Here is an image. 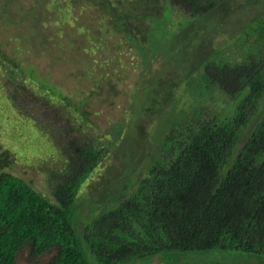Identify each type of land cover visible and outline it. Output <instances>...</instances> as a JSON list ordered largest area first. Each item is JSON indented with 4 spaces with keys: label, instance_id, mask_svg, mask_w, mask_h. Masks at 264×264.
<instances>
[{
    "label": "trees",
    "instance_id": "16d2710c",
    "mask_svg": "<svg viewBox=\"0 0 264 264\" xmlns=\"http://www.w3.org/2000/svg\"><path fill=\"white\" fill-rule=\"evenodd\" d=\"M132 1L103 3L106 9L127 3L135 7ZM156 1L167 7L164 15L154 6ZM228 1L134 0L136 22L132 23L144 39L137 41L138 47L147 46L155 30L168 27L173 19L176 31H182L183 25L225 8ZM49 13L51 25H58L60 14ZM130 27L127 21L120 29ZM254 31L257 39L247 38L243 55L235 62L215 53L201 62L197 80L186 78L189 85L195 84L193 93L201 100L186 112H175L174 107L167 117L162 115L166 121L158 132L162 136L158 149L130 176L114 174L108 167L107 178L119 183L125 179L123 188L108 194L110 182L97 184L102 198L90 197L89 205L92 210L101 208L84 217L79 213V192L108 155L100 137L85 129L96 125L79 104H70L68 97L38 80L35 72L24 73L6 59L12 71L26 75L21 86L6 81L7 103L13 111L26 112L36 132L44 133L54 160L39 164L47 177V196L3 171L13 163L7 153H0V264H15L25 248L34 260L53 252L45 264H136L168 254H174L176 264L182 255L212 252L264 258V16L244 33ZM123 35L132 36L127 30ZM31 85L43 94L42 113L54 112L65 121V133L57 136L50 128L54 123L42 124L15 99ZM211 91L227 106L208 108L202 98ZM31 95L38 99V94ZM161 99L153 94L144 105L145 113L154 112ZM56 100L83 118L81 126H73V118L54 106ZM125 168L130 169H120Z\"/></svg>",
    "mask_w": 264,
    "mask_h": 264
},
{
    "label": "rangeland",
    "instance_id": "374dc122",
    "mask_svg": "<svg viewBox=\"0 0 264 264\" xmlns=\"http://www.w3.org/2000/svg\"><path fill=\"white\" fill-rule=\"evenodd\" d=\"M103 1L0 0V153H7L13 163L12 168L5 167L3 171L11 172L48 196L47 177L39 166L40 160H54L53 148L44 133L36 132L34 122L26 118L23 110L33 113L42 124L48 121L52 126L54 123L50 128H54L57 136L68 128L54 112L47 116L42 113L43 94L32 88L33 85L32 89L15 95L23 108L22 114L10 109L7 89L3 87L6 81L21 86L26 75L12 71L6 65L7 59L20 65L24 73L35 72L38 80L46 81L49 87L68 97L70 104H79L96 125L94 129L90 125L85 129L100 137L108 155L79 192V213L83 217L90 212L96 214L101 208L97 206L92 210L89 205L90 197L99 198L103 194L97 190V184L110 182L108 194L123 188V175L121 183L107 178L111 175H108V167L112 166L114 174L123 172L126 177L130 176L158 149L162 137L158 132L166 121L161 119L162 115L167 117L174 107H177L175 112H186L193 102L201 100L193 93L195 84L189 85L186 78L192 76L197 80L201 62L215 53L235 62L243 55L242 46L248 44L247 38L252 41L258 36L255 31L250 35L244 32L264 16V0H230L225 8L183 25L182 31L178 28L176 31L173 19L168 27L155 30L147 46L139 48L137 41L144 39L132 23L136 22L134 0L135 7L127 3L113 9H106ZM159 4L161 2L156 1L154 6L164 15L167 7ZM51 10L61 15L57 17L56 26L51 25ZM169 19H172L171 14ZM127 21L131 27L122 31L120 28ZM126 30L132 36H124ZM33 93L38 94V99H33ZM153 94L162 98V104L148 115L144 105ZM202 100L208 108L216 110L227 106L226 101L212 91ZM63 105L66 103L56 100L54 106L62 107L67 116L73 118L74 127L81 126L83 118L75 117V111ZM121 131L123 135L119 136ZM124 167L130 169L122 171L120 168ZM92 186L95 187L90 192ZM52 255L53 252H49L34 260L25 248L15 264H45ZM173 255L146 258L136 264H175ZM180 260L176 264H264L263 257L232 252L189 253Z\"/></svg>",
    "mask_w": 264,
    "mask_h": 264
}]
</instances>
